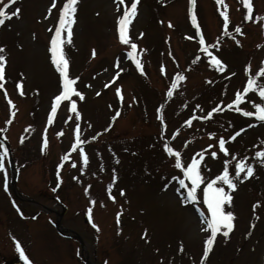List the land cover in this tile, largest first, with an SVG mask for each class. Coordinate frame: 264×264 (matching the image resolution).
Instances as JSON below:
<instances>
[{"label":"rangeland","instance_id":"obj_1","mask_svg":"<svg viewBox=\"0 0 264 264\" xmlns=\"http://www.w3.org/2000/svg\"><path fill=\"white\" fill-rule=\"evenodd\" d=\"M5 2L0 0V6ZM224 2L230 21L227 32L216 0H196L194 9L206 44H219L207 52L225 65L220 72L201 50L188 16V0H139L128 35L137 44L135 55L142 64L141 72L127 55L131 45L121 43L117 32V17L131 0H125V5H119V0H79L71 43L64 45V51L70 78L79 77L73 87L84 93L83 99L72 94L81 118L76 121L75 114L68 111L70 100H63L51 124L47 123L48 113L61 85L48 48L63 0H56L50 15L51 0H16L10 6L9 10L19 7L21 11L18 18L6 19L0 25V45L6 57L4 89H0V133L11 154V166L5 156L4 169L0 170V224L4 222L0 225V258L16 252L19 241L32 264H83V256L89 264H201L203 243L210 234V230H201L205 225L197 211L207 215L203 188L223 170L225 160L229 161V175L235 177V164L247 157L245 164L253 166L254 174L247 180H235L232 201L226 205V210L235 214L234 228L227 239L217 234L205 264H264V164L260 163L264 158L255 157L256 151L264 150V121L235 110L255 111L253 104L262 101L258 94L249 93L241 104L224 108L264 61V19H256L264 16V0H251L253 18L247 21L242 0ZM237 25L243 35L234 31ZM246 65H250L247 73ZM178 72L185 79L177 82L169 97L167 89ZM5 90L13 101L14 115L10 114ZM162 104L164 127L156 112ZM217 104L224 110L208 119L198 118ZM189 117L194 118L185 126L183 122ZM6 120L11 123L6 124ZM77 123L87 164L81 160L79 148L69 151L76 139ZM240 128L244 131L228 140ZM176 129L179 132L172 138ZM209 132L215 136L210 138ZM220 137L226 141L227 155L219 151ZM166 140L181 152L184 166L194 155L200 159L197 154L205 150L195 203L181 202L178 182L171 178H183L187 186L191 181L182 169L174 167V157L164 152ZM212 151L217 152L216 158L210 156ZM65 154L70 160L61 163ZM14 170L17 193L55 209L59 231L53 223L54 212L46 214L12 197ZM109 183H113L115 200L109 198ZM216 186L228 190L220 181ZM256 201L261 203L254 217L252 205ZM145 230L147 235L143 236Z\"/></svg>","mask_w":264,"mask_h":264},{"label":"snow or ice","instance_id":"obj_2","mask_svg":"<svg viewBox=\"0 0 264 264\" xmlns=\"http://www.w3.org/2000/svg\"><path fill=\"white\" fill-rule=\"evenodd\" d=\"M139 0H131L130 6H125L123 9V12L120 16L117 17V32H118V39L121 43L124 45H131V50L128 51L127 55L130 57L135 63V66L138 70L143 72V67L139 59H137L135 55V50L137 49V44L133 43L131 38L128 35L129 31V24L133 17L137 14V4ZM79 0H63L62 6L59 8L58 12V20L55 23L54 26V34L51 35L50 43L48 51L50 52V60L52 64L54 65L55 69L59 72L60 75V85H61V91L57 95H55L52 99L51 104V110L48 113L47 117V123L51 124L53 122L54 114L57 111L58 103L63 100H70V104L68 107V111L75 114L76 121H79L81 118V115L76 107V100L72 99V94L75 93L76 96H78L80 99L84 98V93L78 91L73 85L75 84L76 80L79 79V77L70 78L69 76V60L66 56V53L64 51V45L66 43H71V36H72V27L75 23V14L77 12V6H78ZM16 4V0H6L5 3H3L2 6H0V25H4L6 19H11L12 17H19L21 9L19 7H12L11 10L10 6H14ZM195 4L196 0H188V16L192 23V25L195 28L196 36L199 37V44L201 47V50L204 52H207L208 48L210 47H219V44L216 45H210L206 44L203 34L200 30V25L197 22V15L195 12ZM217 4V10L219 11V14L223 17V29L224 32H227L230 27V21L228 16V5L224 2V0H216ZM243 7L246 9L244 14V20H250L253 18V4L251 0H242ZM119 5H125V0H119ZM118 5V7H119ZM222 6V10H221ZM56 7V0H51V5L48 8V14L50 15L52 10ZM256 19H264V16H256ZM169 26L171 27V22H169ZM50 29L52 26H49ZM262 28H264V25H262ZM234 31L236 33H240L243 35V32L241 31V26L237 25L234 28ZM231 35V33H228ZM141 36L143 33L140 34ZM189 39H192L193 37H188ZM236 43L239 44L240 41L236 40ZM260 45H257L259 47ZM146 51L145 49H140V52ZM5 52V48L3 45H0V89H4V81H5V66H6V57L3 54ZM92 56L96 55L95 50H92ZM171 55V53H169ZM207 55L210 57V65L214 66L216 70L223 72L225 70V65L223 62L216 56L212 55L211 52H207ZM198 58V57H197ZM116 67H119L117 64ZM250 70V65H246L244 71L247 73ZM120 71H123V69H120ZM161 72H164V66L161 65ZM116 75H119V72H117ZM116 75L112 77V80L116 79ZM185 77L182 73L178 72L175 74V77L172 79L171 86L167 89L166 95L171 97L173 94V90L177 88V82L184 80ZM110 80L108 83L110 84L112 82ZM264 61H261V67L255 72L254 75H249V77L246 80L245 85L243 86V90H237L235 93L234 99L230 101V103L225 104L224 108L232 109L233 106L241 104L242 100L247 98V94L249 93H255L258 94V96L261 98V103H254L253 106L256 109L255 111H247L242 107H236L235 110L242 113L246 117H256L257 120L264 121ZM104 87H108V84H105ZM16 88L19 90L21 88L20 82L16 83ZM116 93L118 96L121 95V89L119 87L116 88ZM5 99H7L8 106L10 109V114L14 115V113H11V109L14 108L13 101L11 99H8L7 91H4ZM20 95H24L23 91H20ZM135 99V98H133ZM249 103H253V101L249 100ZM197 108L200 106L197 105ZM224 108H221L220 104H217L215 107H212L208 112L206 116H200L199 119H208L213 116L214 113L218 111H223ZM163 109V104L157 107V119L161 121V126L164 127V117L161 114ZM117 115L119 113L117 112ZM71 118V117H70ZM194 117H189V119L185 120L183 123L185 126L190 125L191 121ZM115 119V117H113ZM6 124L11 123V120H6ZM67 123V121H65ZM252 125H247V127H251ZM31 127V126H29ZM111 127V125H109ZM3 131V130H0ZM244 131V128H240L237 132H234L231 136L228 137V140H234L237 135H239L241 132ZM179 132V129H176L172 134L171 137L175 138ZM61 133H57V135H61ZM74 134L76 136V139L71 145V148L69 151L75 150L79 148V154L81 160L87 164L88 158L86 153L83 149V141L79 138L80 137V126L79 123L76 124L74 129ZM163 135V133H161ZM208 136L214 137L215 133L209 132ZM91 139H95V137H91ZM48 143L46 135L43 141L44 146H46ZM187 141H185V146H187ZM226 141L224 137H220L218 140L219 145V151L228 154L229 150L225 146ZM207 148H212V145L209 144ZM0 149H3V151H0V170L4 169V158L8 154V149L5 148L3 143H0ZM163 150L168 154L170 157H174V167L176 169H182L183 176L191 181V186H187L185 183V179L180 178L178 176H173L171 179L178 182L179 187L176 188L177 193L181 194V202L182 203H195L197 201V187L202 182V173H201V161L204 157L205 150L201 149V151L197 154L199 155L200 159L196 158V155H194L190 162H187L186 166L182 163V156L181 152L177 149H174L170 146L169 142L166 140L163 144ZM210 156L212 158L217 157V152L212 151L210 152ZM256 158H264V150L256 151L255 152ZM235 156L233 155V159ZM247 157L241 159L239 162L235 164V177H232L229 175V168L228 164L229 161H224V168L223 170L215 176L213 179L208 180L206 185L203 188V203L207 206V215H205L204 212H201L199 209H197L198 212H200V216L202 218V221L205 225L204 228H202V231H208L210 230V234L206 237L203 243V250L202 255L200 256L201 264H205L207 257L209 256L213 244L215 241V238L218 233H221L225 239L228 238L229 232L234 228V219L235 214L233 211L226 210V205L230 204L232 201V196L230 195L231 191L236 189L237 183L235 182L236 179L240 180H247L250 176H253L254 174V168L251 164H245V160ZM64 160H70V157L65 154L61 158V163H63ZM261 164H264V159L260 160ZM73 166H75V161H72ZM58 169L60 165L57 166ZM81 171H84L83 168L80 169ZM102 170V169H101ZM113 182L116 179L115 172H113ZM217 181L222 182L224 185H227V191L224 187H217L216 183ZM113 187V183H109L107 185L109 198L115 200V197L111 194V189ZM168 187V184H164V188L166 189ZM181 189H186V195L181 192ZM85 194L87 195L89 192L88 187L84 189ZM120 194L124 195V190H120ZM91 203H94L95 201H90ZM260 201H256L252 205L253 209V216L256 217V208L258 205H260ZM102 206L103 203L101 202ZM19 211V209H17ZM92 209L89 208V213H91ZM117 217H119L120 212H117ZM258 218V217H257ZM117 223H119V219H117ZM95 227V225H93ZM252 227L255 225L252 224ZM143 236L147 235V230H145L144 233H142ZM15 239V238H13ZM16 250L20 254V258L25 261V264H32V261L29 260V258L25 255L24 249L21 247L20 242L16 241L15 243ZM180 250H183V246H180ZM106 264V262H105Z\"/></svg>","mask_w":264,"mask_h":264},{"label":"flooded vegetation","instance_id":"obj_3","mask_svg":"<svg viewBox=\"0 0 264 264\" xmlns=\"http://www.w3.org/2000/svg\"><path fill=\"white\" fill-rule=\"evenodd\" d=\"M33 204H35V203H33ZM1 216H2V215H0V217H1ZM2 219H3V218H2ZM0 221H1V219H0ZM0 225H4V222L2 221ZM13 256H14V255L9 254V255L7 256V258L10 259L11 262H13V261H14V259H12ZM19 263H20V262H19ZM12 264H13V263H12Z\"/></svg>","mask_w":264,"mask_h":264}]
</instances>
